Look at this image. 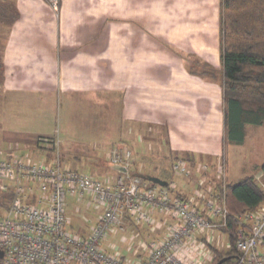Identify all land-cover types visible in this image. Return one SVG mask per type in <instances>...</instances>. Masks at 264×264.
<instances>
[{
	"label": "crops",
	"instance_id": "obj_1",
	"mask_svg": "<svg viewBox=\"0 0 264 264\" xmlns=\"http://www.w3.org/2000/svg\"><path fill=\"white\" fill-rule=\"evenodd\" d=\"M9 1L14 3L20 15L8 25L3 37L6 41L1 57L4 73L0 113L5 104H22L27 100L18 95L32 87L63 89L69 97L68 102L92 104L91 110L98 105V110H102L96 118L107 122L105 127L109 136L105 145L119 143L118 120L120 125H126L123 132L126 141L119 144L134 149L130 148L135 173L146 180H149L147 176H157L135 167L138 151L149 142L152 131L149 124L152 122L156 127L153 132L157 131L153 135L158 137L161 131L165 132L166 150L190 156L186 159L191 165V174L185 178L171 177L175 189L183 195L199 194L202 179L210 181L208 188L211 184L216 187L217 176L203 170L201 162L214 160L224 151L220 138L225 126L223 89L220 80L192 74L187 64L190 58L186 60L188 56H195L219 69L222 66L218 54L221 43L212 32L216 21L213 19L214 0H181L184 7L187 1L188 6L203 7L206 15L202 18H199L197 8L191 11L194 14L185 11V15H180L182 9L179 12L176 8L179 0H170L173 11H165V0H60L58 10L48 0ZM181 4L179 6H183ZM135 5L142 8L137 17L133 14ZM120 6H125L126 13L119 19L117 8ZM150 6L157 8L145 9ZM219 6L221 8V0ZM95 7L114 9L106 13L94 11ZM103 17L109 25L102 29ZM203 18V23L199 24ZM120 23H124L120 26L122 29ZM205 35L212 39L207 36L204 39ZM119 39H123L121 44ZM119 102L121 108L117 118ZM114 112L117 121L111 126L108 118H112ZM13 133L24 135L27 142L34 140L31 145L41 148L35 138L38 134L30 131ZM217 134L220 139L215 142ZM17 142L19 151L32 156L29 144ZM106 164L107 169L102 174L91 175L105 176L112 182L120 171L112 167L109 153ZM71 204L68 198L67 212ZM94 210L93 218L97 221L101 208ZM170 219L158 210L152 212L150 221L138 223L130 219L125 234H112L119 246L117 249L130 257L135 256V250L145 254L144 243L150 238H163ZM219 235L223 234L215 232L214 243L219 240ZM124 246L126 249L122 250Z\"/></svg>",
	"mask_w": 264,
	"mask_h": 264
},
{
	"label": "built area",
	"instance_id": "obj_2",
	"mask_svg": "<svg viewBox=\"0 0 264 264\" xmlns=\"http://www.w3.org/2000/svg\"><path fill=\"white\" fill-rule=\"evenodd\" d=\"M48 1L59 9L60 0ZM38 140L41 147L60 144L55 137ZM109 158L112 164L127 168L112 182L64 166L58 157L35 159L19 149L6 157L0 155V191L12 195L6 206H0V264H209L215 258L212 237L215 232L228 235L223 228L228 227L229 217L240 223L236 264H264V203L250 212L234 216L229 212L224 193L216 188L218 183L227 185L225 159L217 166L215 188L212 184L208 188L202 179L201 193L180 196L170 190L175 188L174 182L169 186L152 184L135 173L130 148L114 147ZM208 167L202 165L205 171ZM191 169L183 157L172 163L178 176L188 177ZM69 196H90L91 205L101 208L88 234L68 230ZM157 210L172 220L163 238L144 243L145 254L135 250V256L130 257L117 248L114 254L102 246L110 231L125 234L130 219L150 221Z\"/></svg>",
	"mask_w": 264,
	"mask_h": 264
},
{
	"label": "rangeland",
	"instance_id": "obj_3",
	"mask_svg": "<svg viewBox=\"0 0 264 264\" xmlns=\"http://www.w3.org/2000/svg\"><path fill=\"white\" fill-rule=\"evenodd\" d=\"M170 2V0H165V11H173V7ZM176 2L179 3L176 7L177 9H179L178 11L181 12L180 9H182L180 15H185V11H187V13L194 14L191 11H195L196 8L198 10L197 13L199 18L204 17V14L206 15V13H204V8L199 7V5L188 6L189 1H187L184 7V5L181 4V0ZM180 4L183 6H179ZM214 4L216 5V7L214 6L215 15L213 16V19H216V21H214L212 25V27L214 28V31L212 32L215 33V39H218L219 43H221L219 22L220 0H214ZM148 8L150 10H155L157 7L150 6L146 7L145 9ZM93 9L94 11L101 10L102 12L107 13L114 8L95 7ZM117 9L120 11V19L121 16L125 15L126 8L125 6H120ZM133 10V14L136 17L142 12V8L136 5L133 7ZM178 14L176 16H178ZM203 21L204 18L199 22V24L203 23ZM102 22V29L109 25V22L106 21V17L105 19L103 17ZM121 24L122 23L119 24V28L122 29V27H120ZM122 25L124 26V23ZM8 27V25L0 23V60L3 52L2 46H4V43L6 41V39H4L3 37L5 36ZM161 27L164 28V25H162ZM206 36L207 35H205L204 37ZM207 37L210 40L212 39V37L210 36ZM207 37L204 39H207ZM122 40L119 39L118 42L121 44ZM218 54L221 57V54ZM194 59L195 56L194 58L189 56L188 58H186L189 67L195 66L194 62H192ZM216 68L219 69V67ZM0 82V84L3 83L2 72H0ZM18 96H22L27 100L22 102V104L16 102L5 104L0 113V155L2 157H6L8 152L17 150L20 147L17 141H21V143L23 141L26 144H29L30 153L35 159L54 160L58 157L62 162V165L64 166L78 169L89 174L92 173L94 175H98L102 174V172L107 169V154L110 153V151L114 147H127V145L125 144H119L120 142L126 141V136L123 135V132L126 131V125L123 126V124H119V120H116L115 112L113 113L112 118H108V121L111 122V126H113L114 121L115 123L116 121L118 122V132H120L118 141L119 143L115 145L114 143L116 142H114L113 144L109 143V145H105L104 143H106V138L109 136L107 135V130L105 127L107 122L106 120H103V118H96V116L99 117L98 115L102 111L98 110V105L97 108L91 110L89 107L92 106V104H84L83 102L74 104V102L72 101L68 102L69 97H67V93H65L63 89L60 90L59 88L48 89V87H32L27 92L19 94ZM36 97L39 98L38 100H35V102L34 99ZM41 98H44V100L42 101ZM120 108L121 104L119 102L117 103V118ZM149 127L152 130L149 133V142H145L144 147L142 149L140 148L141 151H138V166L136 165L135 167H137V169L141 168L145 173L154 172V174L158 177H161L171 183V177L173 175H178L177 172L172 170V163L174 162V160L180 157L186 159L190 156H187L185 154H176L175 152H171L168 149L166 150V143L164 144L165 135H163L165 132L161 131V136L157 137L156 135H153L157 133V131L153 132L156 130V127L152 125V122L151 125L149 124ZM112 129L114 130L115 128L113 127ZM157 129L159 128L157 127ZM146 130L147 128H145V131ZM17 131H30L32 133L38 134L37 136L55 137L59 139L60 144L58 146H55L53 145V143H46L41 148H37L31 145L34 140L32 141V143L27 142L28 140L25 141V139L23 138L24 135L22 136L21 134L18 135L17 133H13ZM219 137L220 136L217 134L215 142L216 140L221 138V143L224 150V135L220 138ZM216 146H218V142L216 143ZM21 152L24 153L23 151ZM221 154L222 155H220L218 158H215L214 160L205 159L204 162H201L202 165L207 164L209 166L207 169L209 173L213 172L216 176L217 166L219 162L225 159L228 161L227 180L229 182H237L239 181V179L246 175H252L263 186L264 174L261 171V166L264 163V126L248 125L247 137L245 142L243 144L230 143L228 145V156H224V151ZM109 171L113 172L112 170ZM198 173L202 177L201 171ZM98 178L105 180V176H99ZM204 182L208 184V182L210 181L206 179V181ZM68 198L72 201V204L70 205L69 211L67 213L68 230L73 232L74 234H88V232H90L89 229L93 227L91 225H93L96 221V218H93L96 214L94 208H97L98 206H91L90 196H86L80 199H77V197L75 196H69ZM197 200H199L200 202L201 199ZM110 232L105 240H103L102 246L110 253L116 254V248H118L119 246L117 247V242L114 240V236L112 237V234H110ZM217 234H221V232H217ZM229 238V235H219V240L213 244L218 249L227 250L229 249ZM146 239H149V237H147ZM121 249H126V247L124 246ZM191 251L195 252L194 249H192Z\"/></svg>",
	"mask_w": 264,
	"mask_h": 264
},
{
	"label": "trees",
	"instance_id": "obj_4",
	"mask_svg": "<svg viewBox=\"0 0 264 264\" xmlns=\"http://www.w3.org/2000/svg\"><path fill=\"white\" fill-rule=\"evenodd\" d=\"M19 15L12 1L0 0L1 24L12 25ZM220 41L221 69L195 58L192 61L195 66L189 67V71L221 82L225 115L224 156L227 157L230 143L245 142L248 125L264 126V0H221ZM0 72L4 73L2 59ZM40 137H36L38 145ZM261 171L264 174V163ZM216 188L224 193L226 206L233 216L256 210L264 203V187L252 175L237 182L227 181L225 187L218 183ZM170 190L184 196L174 187ZM11 196V193L0 191V206H6L5 202ZM239 226L237 220L229 217L228 227L223 230L230 236L231 245L227 250L212 246L215 258L209 264H218L222 260L221 264L237 263Z\"/></svg>",
	"mask_w": 264,
	"mask_h": 264
},
{
	"label": "water",
	"instance_id": "obj_5",
	"mask_svg": "<svg viewBox=\"0 0 264 264\" xmlns=\"http://www.w3.org/2000/svg\"><path fill=\"white\" fill-rule=\"evenodd\" d=\"M112 167L114 169L120 171V172H126L127 171L126 166H123V165H120V164H114ZM146 178L149 179L150 181L155 182V183H157L159 185H162V186H165L167 184L166 180H164V179H162V178H160L158 176H151L150 175V176H147ZM222 261H224V260H222ZM222 261H220L218 264H221Z\"/></svg>",
	"mask_w": 264,
	"mask_h": 264
},
{
	"label": "bare ground",
	"instance_id": "obj_6",
	"mask_svg": "<svg viewBox=\"0 0 264 264\" xmlns=\"http://www.w3.org/2000/svg\"><path fill=\"white\" fill-rule=\"evenodd\" d=\"M228 181V180H227ZM229 182V181H228Z\"/></svg>",
	"mask_w": 264,
	"mask_h": 264
}]
</instances>
